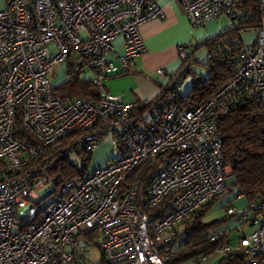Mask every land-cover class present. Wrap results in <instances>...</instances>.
I'll return each instance as SVG.
<instances>
[{"label": "built area", "instance_id": "2783aa9c", "mask_svg": "<svg viewBox=\"0 0 264 264\" xmlns=\"http://www.w3.org/2000/svg\"><path fill=\"white\" fill-rule=\"evenodd\" d=\"M173 1L194 29L220 17L242 18L247 3ZM254 1L259 28L239 45L229 83L201 105L179 110L168 95L133 117L140 103L112 95L105 81L131 73L144 53L140 27L164 17L156 0H7L0 12V264H93L92 250L106 264H165L202 208L226 189L230 169L217 122L229 111V95L264 105V0ZM117 38L123 39L121 55L113 46ZM196 45L179 47L180 60ZM58 66L65 70L61 82L86 78L97 97H53L61 82L50 77ZM96 125L100 134L86 135L79 145L92 154L112 133V145L123 142L122 154L91 173L83 168L57 196H38L56 186L44 164L56 143ZM71 162L80 167L79 159ZM224 212L239 239L216 253L239 252L250 261L264 255V201ZM248 226L253 231L245 235ZM230 233L227 227L209 238Z\"/></svg>", "mask_w": 264, "mask_h": 264}, {"label": "trees", "instance_id": "16d2710c", "mask_svg": "<svg viewBox=\"0 0 264 264\" xmlns=\"http://www.w3.org/2000/svg\"><path fill=\"white\" fill-rule=\"evenodd\" d=\"M260 11L254 0H247L244 16L231 22V26L220 33L196 45L194 50L187 53L181 60L179 71L171 77L170 82L162 88L158 98L148 104H140L133 111V117H140L153 107L160 106L168 95L174 97V104L179 110L189 109L212 99L215 93L229 83L238 68L236 54L244 35L259 28ZM199 49H205L208 59L204 64L194 62V54ZM203 67L208 75L203 77L193 70V66ZM191 78V87L186 94L177 91V87ZM52 95L62 101L75 99H95L97 92L89 80L78 76L71 80L57 84ZM218 137L222 144V154L225 166L229 167L231 182L226 181V189L221 196L216 197L202 208L200 217L187 230L185 237L165 264H200L203 259L216 254L218 248L228 244V236H219L211 242L210 233H221L228 218L215 219L205 222L204 218L211 209L221 202L225 211L228 206H235V200L249 202L264 201V105L248 99H238L235 93L229 95V111L220 116L217 122ZM101 126L96 125L82 132L72 133L56 143L54 155L44 164L47 165L49 175L56 178L59 188L64 183L74 180L81 175L83 168L88 167L92 154L86 152L85 144L78 141L88 134H100ZM101 137V136H100ZM103 137V136H102ZM123 142L119 144L123 149ZM49 149L46 153L50 154ZM79 159L80 167L72 166V159ZM43 164V163H42ZM147 167L140 172L146 173ZM240 196V197H239ZM235 229V228H234ZM94 239L95 236H94ZM96 247L97 244L93 243ZM93 264H106L101 256ZM218 264H264V255H257L253 261L239 252H233Z\"/></svg>", "mask_w": 264, "mask_h": 264}, {"label": "crops", "instance_id": "0c3cea01", "mask_svg": "<svg viewBox=\"0 0 264 264\" xmlns=\"http://www.w3.org/2000/svg\"><path fill=\"white\" fill-rule=\"evenodd\" d=\"M156 1L162 6L164 17L150 21L140 27L139 31L144 41L145 49L144 53L134 61L132 72L111 76L105 81L106 90L125 102L137 101L145 105L155 101L160 95L162 88L168 85L171 77L180 69L181 60L178 48L187 46L189 43L198 44L214 37L219 32L217 26L210 23L200 28H192L186 18L183 7L176 1ZM6 2L7 0H0V12L4 10ZM113 46L117 55L123 53L122 38H117L113 42ZM186 51L189 53L190 49L186 48ZM207 59L208 53L205 49H199L194 54V62L198 65L204 64ZM159 70H163L165 75H159ZM191 81V78H187L181 85L180 92L183 95L189 91ZM234 207L239 208L237 206ZM222 227H228L231 232L236 233L235 226L231 220H228ZM252 231L253 227L248 226L244 234L249 235ZM234 240L232 242L229 240L228 244L235 246L237 242H233ZM221 259L222 256L216 253L203 259L201 264H218Z\"/></svg>", "mask_w": 264, "mask_h": 264}, {"label": "rangeland", "instance_id": "374dc122", "mask_svg": "<svg viewBox=\"0 0 264 264\" xmlns=\"http://www.w3.org/2000/svg\"><path fill=\"white\" fill-rule=\"evenodd\" d=\"M210 24H215L217 26V29L219 30L218 33H220L222 30H225L231 26V20L226 18V17H220L214 21H212ZM203 29V28H202ZM251 33H248L244 35V40L245 41H250L251 40ZM193 70L196 73L201 74L203 77H206L208 75V71L203 68L199 67L197 65L193 66ZM64 67L63 66H58L54 68V71L51 75V81L53 83H58L61 82L65 76L64 72ZM114 139V136L112 133H108L107 135L103 136L100 140V144L96 146V148L93 151L92 156L90 157L89 163H88V172L91 173L95 171L97 168L102 167L105 165L108 161H110L113 158H116L117 156L122 154V146L120 144L117 145H112V140ZM231 182V178H227V183L229 184ZM59 193V188L57 186H48L46 189L41 190L38 193V196L40 197H51L53 198L54 196H57ZM227 198H224L222 201L226 200ZM221 201V202H222ZM221 202L217 205H215L211 211L207 214L205 221L210 222L215 219H223L225 216L224 210L220 207ZM238 202V204H236ZM242 204V205H240ZM245 205L244 200H235V206L242 208ZM225 224V223H224ZM239 231L236 233L231 232L230 235L228 236V241L232 242H237L239 239ZM91 258L92 262L95 263L99 259V253L96 250L91 251ZM202 262V261H201ZM201 264V263H200Z\"/></svg>", "mask_w": 264, "mask_h": 264}]
</instances>
